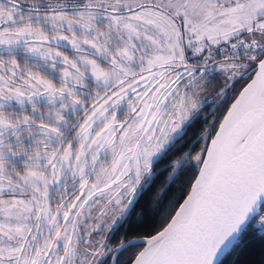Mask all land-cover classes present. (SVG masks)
<instances>
[{
  "label": "snow or ice",
  "instance_id": "1",
  "mask_svg": "<svg viewBox=\"0 0 264 264\" xmlns=\"http://www.w3.org/2000/svg\"><path fill=\"white\" fill-rule=\"evenodd\" d=\"M238 261L264 264V0H0V264Z\"/></svg>",
  "mask_w": 264,
  "mask_h": 264
},
{
  "label": "trees",
  "instance_id": "2",
  "mask_svg": "<svg viewBox=\"0 0 264 264\" xmlns=\"http://www.w3.org/2000/svg\"><path fill=\"white\" fill-rule=\"evenodd\" d=\"M251 252H252V256L249 258H257L258 259V250H259V242L258 241H251ZM243 259V258H241ZM237 264H239V261L237 262Z\"/></svg>",
  "mask_w": 264,
  "mask_h": 264
}]
</instances>
